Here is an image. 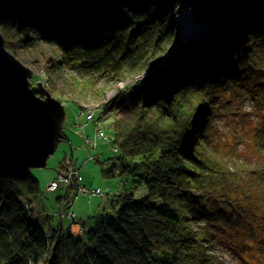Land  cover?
Returning a JSON list of instances; mask_svg holds the SVG:
<instances>
[{
	"label": "trees",
	"instance_id": "trees-1",
	"mask_svg": "<svg viewBox=\"0 0 264 264\" xmlns=\"http://www.w3.org/2000/svg\"><path fill=\"white\" fill-rule=\"evenodd\" d=\"M178 7L199 6L119 0L114 12L88 11L74 23L0 25H17L23 47L55 46L62 57L52 60L93 86L137 76L161 59L177 38ZM12 39L6 43L18 57ZM187 50L196 56L178 52L170 67L132 79L100 107L101 118L116 108L111 136L120 164L146 193L125 186L113 221L86 219L79 235L58 222L46 233L34 208L39 179L30 169L0 170V264H222L215 246L226 240L241 256L264 257V0L228 1L210 15L203 42ZM57 84L51 92L60 93ZM231 91L249 95L257 117L241 127L240 150L215 125ZM250 113L234 116L243 124ZM73 196L69 188L58 201Z\"/></svg>",
	"mask_w": 264,
	"mask_h": 264
},
{
	"label": "rangeland",
	"instance_id": "rangeland-1",
	"mask_svg": "<svg viewBox=\"0 0 264 264\" xmlns=\"http://www.w3.org/2000/svg\"><path fill=\"white\" fill-rule=\"evenodd\" d=\"M180 9L185 10L178 7L175 11L176 18L179 16ZM192 16L195 20L203 17V15L195 17L194 10H192ZM209 26L210 20L205 24L208 30ZM17 27L16 25L12 29H7L0 25V32L5 38L6 48L12 53V49L6 43L7 38L9 39L11 35L13 37L12 42H15L18 50L17 58L33 70L31 82L36 83L41 80L44 82V87L49 91L51 85L58 83L57 87L60 93H64L65 96L63 103L66 117L63 131L67 137L66 139L64 137L57 151L50 156L46 167L30 169L31 173L39 179L42 192L40 199L34 203L35 214L46 233L55 228L59 222L69 234L79 235L83 228V221L86 219L88 220L87 225L93 224L94 220L108 222L115 219L116 210L120 205L119 194L125 189V186L136 193L137 197L146 193L144 186L138 180L139 177L134 176L130 171L123 170L124 168L120 164V150L112 141L113 137L111 136L112 124L117 113L116 108L110 109L106 107L107 109L104 112L106 117L101 118L100 107L102 106L103 108L105 104L107 106L111 99L119 94L126 84H130L133 80H139L140 77L154 76L162 68H167L162 63L165 60L176 61L178 52L184 50L185 46L193 43V41L185 39L184 41H179L178 43L180 44L177 45L178 30L176 40L168 48L165 55L139 75L111 83L96 81L92 86L85 83L73 71L65 66L59 67L60 65L52 60L56 59V56L57 58L62 57V53L55 46L35 43L28 48L23 47L17 36L15 37ZM60 93L51 92L55 98L60 97ZM224 99L228 104H225L226 106L216 119L215 125L223 132L230 146L232 144L234 146L239 145L238 149L240 150L246 144V138H241V127H247L249 122L254 124L257 120L256 114L253 113L254 105H252V99L249 95L239 94L234 91L228 93ZM240 110L244 113L251 112L246 116L243 124L239 122L241 120L234 116ZM87 113H94V119L88 120ZM96 129H104L107 133V138L98 139L95 143L97 146L92 147L87 142V139L95 140ZM113 146L115 149H113ZM123 161L125 165H128L131 159L130 157H123ZM69 166H74L76 171L79 172L81 176L79 183H69ZM113 166L114 173L106 175L104 169H110ZM140 171L143 172L141 168L137 170V172ZM66 174L67 181L71 184L69 185L70 187L66 185L68 183L61 182L60 179L55 185L57 178ZM52 184H54V187ZM68 187L71 188V192H75V196H73L71 201L69 198L67 200L61 199L62 201L59 203L58 198L67 194ZM83 189L85 192H83ZM73 214L74 217H72ZM216 243V256L222 261V264H247L245 259L251 263L264 261V257H259L256 261V253L254 251L241 256L229 246L232 241L226 240Z\"/></svg>",
	"mask_w": 264,
	"mask_h": 264
},
{
	"label": "water",
	"instance_id": "water-1",
	"mask_svg": "<svg viewBox=\"0 0 264 264\" xmlns=\"http://www.w3.org/2000/svg\"><path fill=\"white\" fill-rule=\"evenodd\" d=\"M158 1L169 6L197 3V17L220 9L225 0ZM118 2L119 0H0V20L26 24L33 18H41L45 23H74L88 11L114 12ZM186 11L192 14V9ZM196 21L200 24L199 18ZM178 42L176 41L177 45ZM168 64L170 63L163 66ZM32 76L33 70L6 48L5 39L0 32L1 171L46 167L48 159L57 151L65 137L64 103L53 97L41 81L36 86L33 85L30 81Z\"/></svg>",
	"mask_w": 264,
	"mask_h": 264
},
{
	"label": "bare ground",
	"instance_id": "bare-ground-1",
	"mask_svg": "<svg viewBox=\"0 0 264 264\" xmlns=\"http://www.w3.org/2000/svg\"><path fill=\"white\" fill-rule=\"evenodd\" d=\"M228 1H230V0H225L224 2H222L220 8L224 7L225 4H228ZM214 12L209 13V14H205V15L203 14V17L200 20V24H199L193 18L192 14L189 11L181 10V9L179 10V16L176 18V22L178 24V27L180 25L178 41H184L185 39H187V40L189 39V40L193 41V43L187 44L185 46V51L188 52L187 56H195L193 50L189 51L187 49L192 45H196V44L203 42V39L208 32V27H205V24H206V22H208L210 20V15H212ZM179 44L180 43H178V45ZM174 62L175 61L164 62L163 64L170 63L167 65V67H170L172 65V63H174ZM31 78H30V81H31ZM39 81H41V80H38L36 83H32V82L31 83L36 86V84ZM41 82L44 85V82L43 81H41Z\"/></svg>",
	"mask_w": 264,
	"mask_h": 264
},
{
	"label": "built area",
	"instance_id": "built-area-1",
	"mask_svg": "<svg viewBox=\"0 0 264 264\" xmlns=\"http://www.w3.org/2000/svg\"><path fill=\"white\" fill-rule=\"evenodd\" d=\"M87 119L88 120H93L94 119V113H87ZM102 138H107V133L104 129H96V137H95V140L94 139H87V142L90 144V146L92 147H96L97 145L95 144L97 142L98 139H102ZM80 174L78 171H76L75 167L74 166H69V183H72V182H75V183H79L80 181ZM61 180V182H66L68 183L67 181V174L66 175H63V176H59V178H57V180L55 181V185L59 182L58 180ZM78 181H76V180ZM53 183V182H51ZM50 183V184H51ZM66 184V185H71V184ZM52 186L54 187V184H52ZM70 187V186H69ZM83 192L84 189H83ZM72 217H74V214L72 215Z\"/></svg>",
	"mask_w": 264,
	"mask_h": 264
}]
</instances>
